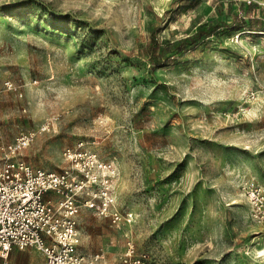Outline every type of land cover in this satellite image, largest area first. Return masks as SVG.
<instances>
[{
  "label": "rangeland",
  "instance_id": "1",
  "mask_svg": "<svg viewBox=\"0 0 264 264\" xmlns=\"http://www.w3.org/2000/svg\"><path fill=\"white\" fill-rule=\"evenodd\" d=\"M248 8L264 17V0H0L3 141L34 132L18 157L50 172L84 144L115 165L114 196L134 214L116 226L83 209L84 252L125 264L131 244L148 264H264V225L242 190L264 185V32L222 27L159 65L140 54L230 24V11L249 23ZM9 258L47 264L31 248Z\"/></svg>",
  "mask_w": 264,
  "mask_h": 264
},
{
  "label": "built area",
  "instance_id": "2",
  "mask_svg": "<svg viewBox=\"0 0 264 264\" xmlns=\"http://www.w3.org/2000/svg\"><path fill=\"white\" fill-rule=\"evenodd\" d=\"M34 137L22 132L5 143L0 136V264H11L12 251L30 248L47 264H113L102 253L81 249L78 218L86 209L113 225H131L134 214L123 211L114 196L115 165L80 144L64 151L63 171L34 168L18 157ZM242 190L252 220L264 225V185L246 182ZM128 246L125 264H148L143 257L133 259L134 247Z\"/></svg>",
  "mask_w": 264,
  "mask_h": 264
},
{
  "label": "trees",
  "instance_id": "3",
  "mask_svg": "<svg viewBox=\"0 0 264 264\" xmlns=\"http://www.w3.org/2000/svg\"><path fill=\"white\" fill-rule=\"evenodd\" d=\"M249 11L250 8L247 10L248 15L250 14ZM230 16L232 17V23L230 24L227 22H223L220 25L213 22L204 23L200 25L195 33L167 44H159L153 39L148 45L140 50V54L147 57L153 65H159L170 54L178 53L183 55L188 51L195 50L198 47L199 42L215 36L222 27H240L245 29L250 26L264 32V17L257 19L249 15L250 20L252 21L248 23L244 17L234 15L233 11H230Z\"/></svg>",
  "mask_w": 264,
  "mask_h": 264
}]
</instances>
